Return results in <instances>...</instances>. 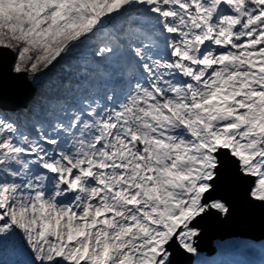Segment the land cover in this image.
Listing matches in <instances>:
<instances>
[{
    "label": "snow or ice",
    "instance_id": "6c2138e0",
    "mask_svg": "<svg viewBox=\"0 0 264 264\" xmlns=\"http://www.w3.org/2000/svg\"><path fill=\"white\" fill-rule=\"evenodd\" d=\"M70 55L59 108L0 98V264H173L218 183L264 208V0H0V76Z\"/></svg>",
    "mask_w": 264,
    "mask_h": 264
},
{
    "label": "water",
    "instance_id": "95a60500",
    "mask_svg": "<svg viewBox=\"0 0 264 264\" xmlns=\"http://www.w3.org/2000/svg\"><path fill=\"white\" fill-rule=\"evenodd\" d=\"M6 59L8 64H13L14 55L9 54ZM34 92L26 76H15L11 73L0 76V98L8 110L20 109L33 98ZM212 195L225 199L232 211L226 219L209 213L197 221L201 230L197 241L198 249L201 250L199 244H205L203 249L210 253L211 241L214 239L222 240L232 236L259 239L264 236V208L247 206L239 187L230 182L218 183ZM176 256L177 252L173 255V261ZM187 257L188 255L186 259Z\"/></svg>",
    "mask_w": 264,
    "mask_h": 264
},
{
    "label": "rangeland",
    "instance_id": "374dc122",
    "mask_svg": "<svg viewBox=\"0 0 264 264\" xmlns=\"http://www.w3.org/2000/svg\"><path fill=\"white\" fill-rule=\"evenodd\" d=\"M70 59H74L76 63H72L71 65L73 66L72 71H68V66L66 64H61L60 62H54L53 66H50L48 69H45L43 72L38 73L36 77L33 80H30V82L33 84V86L36 89L35 92V97H37L38 102H34L37 107L36 115L37 117H43L46 111H48L50 108H57L58 104L55 106L52 104V101H57L60 102L63 97L62 95L58 97V94H63L64 91L62 90L68 89L67 88V83L68 81H72V89L76 88L75 80L78 78V73L76 70V65L79 63L80 58L78 56H68ZM15 63V59L13 61ZM27 77V76H26ZM40 85L46 86L51 90L50 93H46L44 95L43 100L40 102L38 98L41 97L40 92L38 91L40 89ZM64 86V87H63ZM33 100L29 103L32 104ZM231 244H228L227 248L222 250L221 255H225L228 257L230 254L231 250L234 248V246L237 245H243V250H242V255L246 257L245 250L248 248H251V243L246 240V238H240V237H231L230 238ZM223 243V242H222ZM215 244H218L221 248L220 242H217ZM179 256L181 252L178 254ZM202 257V254H199ZM10 254L8 256H5L7 260L11 261L12 259H9ZM204 256V255H203ZM220 256L218 258H220ZM222 259V258H220ZM224 259V258H223ZM205 263V261H203Z\"/></svg>",
    "mask_w": 264,
    "mask_h": 264
},
{
    "label": "bare ground",
    "instance_id": "6f19581e",
    "mask_svg": "<svg viewBox=\"0 0 264 264\" xmlns=\"http://www.w3.org/2000/svg\"><path fill=\"white\" fill-rule=\"evenodd\" d=\"M231 240V239H230ZM230 240H226L224 241V244L222 245V248L225 249L227 247L228 244H230Z\"/></svg>",
    "mask_w": 264,
    "mask_h": 264
},
{
    "label": "trees",
    "instance_id": "16d2710c",
    "mask_svg": "<svg viewBox=\"0 0 264 264\" xmlns=\"http://www.w3.org/2000/svg\"><path fill=\"white\" fill-rule=\"evenodd\" d=\"M64 62V61H63ZM44 92V91H43ZM37 100L36 98L34 99V101ZM41 100V99H40Z\"/></svg>",
    "mask_w": 264,
    "mask_h": 264
}]
</instances>
